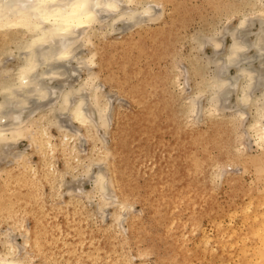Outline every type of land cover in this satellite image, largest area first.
Listing matches in <instances>:
<instances>
[{"label": "rangeland", "instance_id": "374dc122", "mask_svg": "<svg viewBox=\"0 0 264 264\" xmlns=\"http://www.w3.org/2000/svg\"><path fill=\"white\" fill-rule=\"evenodd\" d=\"M244 1L136 0L131 4L132 8L149 4L157 11L160 9L163 13V26L159 27L158 22H149L144 25L146 29H138L132 27V23H126L122 29V24L117 25L113 32L105 21L96 23L89 30L94 47L82 45L74 54L85 56L94 50L96 58L95 64L91 66V73L96 74V84L101 87L100 92L106 96L104 99H108L114 111L111 130L116 127L118 121L123 122L125 127L122 141L126 147L140 151L139 154L144 159L147 158L145 152L156 150L158 154L167 144L172 143L171 134L162 131L169 120L168 111H171L176 126L182 131L184 130L181 122L185 123L190 119L192 128H189L188 133L184 131L189 136V144L183 154L189 153L194 159L209 162L204 170V179L200 182L204 199L192 203L191 208L171 207L150 192L146 185L147 173H143L140 168L136 169L134 174L131 173L132 190L131 194L125 197L115 178L116 174L121 172L113 167L116 157L111 154L104 158V164L95 160L99 146L112 147L114 141L117 142L116 133H108L104 137V144L91 138L84 141V128L73 123L75 129L71 125L69 127L76 132L78 140L75 142L76 151L72 152L64 143V132L52 127V150L47 148L42 152L36 144L31 145L30 139L19 138L15 151H21L18 154L25 153L23 162H10L7 155H0V193H15L17 179L22 178L32 187V190L26 189L27 197L30 201H35L33 198L36 197L43 213L35 246L30 248L24 243V234L26 229L34 226L36 220L32 208L26 214L20 213L23 217L0 216L1 257L10 255L20 258L27 253L25 260L28 264H119L110 255L112 248L109 246H124V253L134 255L131 264H264V240L254 233L244 236L250 227L253 229L256 226L257 222L253 218L255 214L261 213L259 216H264V172H261L264 171V151L257 147L256 142L253 143L255 138L248 127L249 121L253 119L254 109H249L245 120L235 117L229 111L209 115L206 108L198 119L191 112L183 113L188 104L184 92L188 90L194 91L191 93L193 96L198 93V96L207 102L203 84L211 74L210 70H206L204 76L196 75L192 71V58H206L212 54L209 47L203 52L194 49V35L209 34L213 27L223 29L234 25L242 16L247 17L251 29L255 30L259 17H264V4L257 8L241 5L238 9L231 5ZM123 29L125 31H122ZM20 36L26 38L27 33H20ZM4 45L8 50L0 54V66H10L15 61L14 55H19L17 41L0 40V48ZM129 59L130 62L127 61ZM75 60L71 62L72 77L68 75V80L77 77L74 79L76 82L67 80L72 84L68 83L70 87L79 86L88 75V67ZM109 60H121L124 66L121 69H116V66L108 67L106 63ZM185 67L189 68L190 74L186 75ZM74 70H77L78 75ZM122 72H131L133 75L118 84L115 79L117 74ZM59 82L55 80L54 83ZM66 88L69 86L66 85ZM182 90L184 91L181 92ZM86 96L89 95H84ZM154 100L161 106L163 103L168 106V109L161 108L157 115V130L152 125L155 113L151 112L148 117L145 116L148 102L154 105ZM41 116L42 114L38 113L33 118L34 132L40 125ZM62 123L66 124H60ZM145 131L150 134L148 137L142 135ZM89 157L93 160L90 161ZM94 162L97 165L99 163L100 167L93 164ZM86 164H91L92 168L91 170L89 167L87 172L96 174L101 169L99 173L105 174L106 183L108 181L107 190L112 185L106 197L110 200L113 196L108 204H114L109 205L108 209L107 205L105 210L97 207L99 195L94 193L92 186L98 173L86 174ZM188 164L191 165L192 161ZM147 165L145 163L143 168L145 171ZM86 175L91 179L85 177ZM75 178H80L81 185ZM87 193H92L91 197H87ZM120 198L127 202L128 210L124 211L118 207ZM196 209L203 210L204 214L195 226L192 217ZM118 211L125 213L122 222L115 221L114 215ZM218 224L222 226L221 231L218 230ZM259 226L262 229V225ZM227 230L230 231V245L225 238L227 235H224ZM234 232L243 234L235 238ZM55 234L60 237L59 243L50 246V240ZM222 242L227 245L221 246ZM37 244L40 246H36ZM10 246L14 247L15 254L10 252ZM67 246L72 248L69 257L65 256L69 251ZM84 251L92 256L101 253L102 259L93 260L92 256L84 259L81 256ZM258 253L263 255L258 256Z\"/></svg>", "mask_w": 264, "mask_h": 264}, {"label": "bare ground", "instance_id": "6f19581e", "mask_svg": "<svg viewBox=\"0 0 264 264\" xmlns=\"http://www.w3.org/2000/svg\"><path fill=\"white\" fill-rule=\"evenodd\" d=\"M135 1L0 0V40L5 42L9 39L16 40V47L19 50V55H14L15 61L12 65L0 66V155L2 153L7 155L6 157L10 162H23L25 153L18 154L21 151L18 152V150V153L15 151V145L19 138L30 139L31 145L36 144L42 152L47 148L52 150L51 138L53 137L50 133L52 127L59 128L64 132V143L72 152L76 151L75 142L78 140L76 132L69 127L70 125L73 127V123H77L84 128L85 132L82 133V139L84 141L91 138V140L104 144V137L108 133L114 132L117 135V142L114 141L112 147H108L107 145L99 146V148L96 147L98 148V155L95 160L100 163H105L106 159L104 161L103 159L111 156V154L116 157V162L113 167L116 171L121 170V172H118L115 178L119 182L118 185L121 186L122 194L125 197L131 194L133 185L131 173L134 174L136 169L140 168L143 173H147L148 180L146 181V185L154 196L159 197L171 207L191 208L192 203H198L204 199L200 182L204 179V170L209 162L194 159V156L189 153L183 154L189 144V136L186 133H188L189 128H192L189 122L190 119H187L185 123L181 122L185 133L176 126L171 111H168L167 116L169 120L166 121L164 125L166 128H162V131L170 133L173 141L171 144H167V147L158 154H156V150L145 152L147 158L144 159L139 154L140 151L136 152L135 149L126 147L122 141V132L125 127V124H122L123 122L118 121L116 127L111 130V122L115 116L114 111L109 104L110 102L107 101L108 99H104L106 96L100 92L101 87L96 84V79H98L96 74L91 73V66L93 67L95 64L96 58L94 50H91L89 55L80 56V53H78L79 55H74L77 48H82V45L94 47L89 36V30L96 23H103L105 21L107 27L111 31L113 29V32L115 31L114 29H117V25L122 24V29L126 23H132V27H138V29H146L144 25H148L149 22H158L159 27L163 26V13L159 11L160 9L157 11L155 7L149 4L141 8H132L131 4ZM263 4L264 0H245L243 3L231 5L238 9L241 5L257 8ZM248 22L247 17L242 16L239 18L238 23L234 25L224 27L223 29L213 27L209 34L198 33L194 35V49L203 52L209 47L212 54L206 56V58L203 56L192 58V71L196 75L200 74L204 76L206 70H210L211 74L207 77L205 76L206 81L203 84L205 86L204 92L207 94L206 96L204 95V98L207 102L205 103L198 96V93L196 95L199 98L196 95H192L194 91L188 90L184 92L188 104L183 113L186 114L187 111L191 112L198 119L206 108L209 115L215 112L229 111L235 117L244 118L243 120H245L249 109H254L253 119L249 121L248 127L255 138L253 143L256 142L257 147L264 151V17H259L255 30L251 29L252 26ZM122 31H125V29ZM20 33H27L26 38H22ZM7 50L6 45L2 46L0 48V54ZM75 59L82 66L88 67V75L82 80L79 86H72V88L70 87L71 83L67 82V80L72 77V75L70 76V67L72 60ZM127 61L130 62V59ZM106 66H116V69H121L124 65L121 60H109ZM185 71L186 75L190 74L189 68L185 67ZM73 72L77 74V70ZM132 75L133 73L131 72H126V74L122 72L121 74H117L115 80L118 84H122ZM179 75L181 77V74ZM75 78H72V81H68L76 82L74 80ZM186 78L188 79V77ZM55 80L60 81L59 84H55ZM66 85L69 88H66ZM184 88L186 89V87ZM87 94L89 96L84 97ZM232 96H234L233 99ZM153 104L150 101L148 102L145 116L148 117L151 112L155 113L152 125L157 130V115L161 108L163 110L168 109V106L166 107L165 103L161 106L155 100ZM38 113H41L42 116L39 120L40 125L36 129V132H34L33 118ZM60 120H63L61 122H66V124L62 123L65 126L60 124ZM73 129L75 128L73 127ZM142 135L148 137L150 134L145 131L142 132ZM6 157L3 159L6 160ZM89 158L90 161L93 160V158ZM190 161H192L191 165L188 164ZM145 163L148 164L146 171L143 169ZM93 164L100 167L99 163L98 165L96 162ZM90 165L86 164L84 168L86 174L92 172H87ZM100 170L96 172V174L98 173L97 175L91 173L96 175L92 190L99 195L97 207L99 206V209L103 210L106 205V209H108L109 205H113L114 203L108 204L113 199V196L109 200V197H106V193L112 185L110 184L111 187L107 190L108 181L106 183V176L104 178L105 174L102 175V172L99 173ZM85 177L91 179L92 175L91 177L87 175ZM81 178L83 179V177ZM79 181L80 183H77L81 185V180ZM26 189L32 190V187L28 183H25L22 178H18L15 193H0V216H10V218H14V216L23 217L20 213L26 214L32 208L36 220L34 226L26 229L24 234V243L26 247L30 248V246H35L43 213L42 206L38 203L36 197L33 198L35 201H30L27 197L25 193ZM67 192L69 191L67 190ZM81 192L83 193V191ZM91 195L92 193L86 194L87 197H91ZM118 202V207L121 210H128L127 202L124 201V198H120ZM37 204L39 206L36 207ZM203 212L201 209H196V212H193L192 221L195 226L197 220L204 214ZM104 214L105 212L103 213V218L105 216ZM124 215L125 213L121 214L119 211L116 212L114 215L115 221L118 222L120 220L122 222L123 220L121 219L125 217ZM259 215L255 214V217H253L256 220L255 222H257L256 226L253 229L250 227L244 236H248L249 233H254L261 240H264V216L262 215L260 217ZM257 217L260 219H257ZM259 224L262 225V229H260ZM221 228L222 226L218 224L219 231H221ZM122 229L126 230L124 228ZM227 231H225L226 234L224 233V235H227L225 238H227L226 241L230 245L231 238L228 236L230 231ZM242 234L243 232H234L235 238ZM59 240V235L55 234L50 240V246H56ZM223 245L227 244L222 242L221 246ZM36 246H40V244ZM67 247L69 251L65 256L69 257L72 248L71 246ZM109 247L112 248L109 253L115 258V261L119 264H131L134 255L124 253V246ZM9 250L12 253L15 252L13 246H10ZM16 250H18L17 247ZM26 254L24 253L20 258L10 255L7 257L0 256V264H28L25 260ZM98 254L92 256L84 251L81 256L84 259L92 256L91 258L93 260L100 261L102 259L101 253ZM261 254L263 255V253ZM249 257L251 258V256ZM262 257L260 258L263 260ZM256 262L258 261L256 260ZM256 262L254 261V263Z\"/></svg>", "mask_w": 264, "mask_h": 264}]
</instances>
